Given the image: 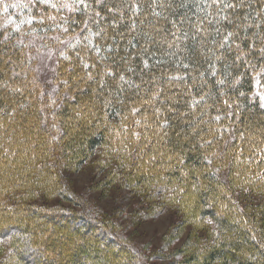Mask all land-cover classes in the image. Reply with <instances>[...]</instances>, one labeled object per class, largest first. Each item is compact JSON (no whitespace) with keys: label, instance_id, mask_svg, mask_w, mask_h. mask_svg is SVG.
I'll use <instances>...</instances> for the list:
<instances>
[{"label":"trees","instance_id":"trees-1","mask_svg":"<svg viewBox=\"0 0 264 264\" xmlns=\"http://www.w3.org/2000/svg\"><path fill=\"white\" fill-rule=\"evenodd\" d=\"M87 2L91 8L77 13L35 5L4 13L0 6V264H53L45 262L39 250H59V238L46 236L43 219L36 218L45 209L11 202L15 190L29 181H48L55 189L63 168L79 167L99 149L106 157L99 185L117 183L118 197L134 192L139 198L135 206L140 205V211L131 224L153 219L160 203H166L183 216L166 244L181 237L186 220L193 226L212 221L214 236L210 238L209 231L194 243L187 236L173 257L176 261L185 254L189 257L176 264H264V206L246 216L233 192L240 193L245 184L249 192H264V108L254 94L264 91V78L256 82V73L264 68L260 52L264 0H223L236 5L228 9L211 0ZM41 13L69 16L77 24L61 34L49 22H39ZM225 15L227 20L219 19ZM32 16L36 17L32 24L21 23ZM200 20L205 31L197 32L192 24ZM84 21H92L88 25L92 33L103 30L100 36H91L100 53L86 47L84 37L90 33L85 30L81 35ZM228 32L234 33L231 45L221 49ZM58 35L73 47L52 39ZM29 37L43 45L35 46ZM48 44L59 48L50 90L35 66L39 57L35 52ZM61 51L67 59L59 56ZM240 52L248 53L243 62L236 60ZM79 57L90 65L88 69ZM89 73L92 80L87 79ZM121 75L131 84L121 81ZM220 79L223 85L216 83ZM157 92L161 94L153 99ZM193 97L200 100L196 106L190 103ZM133 107L141 111L132 114ZM156 108L161 109L158 117ZM164 120L168 124L161 127ZM134 132L140 133L139 139ZM43 176L48 178L42 181ZM35 187L39 190V185ZM56 194L62 195L63 188ZM66 199L83 214L56 213L74 221L79 242L66 241L75 249L55 264H111L110 259L116 264H143L138 251L121 240L117 227L112 229L108 221L83 208L81 199L75 202L71 194ZM81 230L94 239L97 231L112 240V247L97 249L94 241L88 244L80 236Z\"/></svg>","mask_w":264,"mask_h":264},{"label":"rangeland","instance_id":"rangeland-1","mask_svg":"<svg viewBox=\"0 0 264 264\" xmlns=\"http://www.w3.org/2000/svg\"><path fill=\"white\" fill-rule=\"evenodd\" d=\"M29 38L35 46L43 45V43H40V41L34 37ZM58 49V47L48 44L46 48L35 52V55H39L38 61L36 60L35 64L38 69L36 75L39 76L40 81L46 85L45 87H47L48 90L53 88L52 73L55 71ZM49 50H51L50 59ZM257 92L259 91L255 90L254 94ZM251 133L252 132H249L248 134ZM104 155V151L99 149L97 154H94L92 160L80 164L79 167L74 166L69 170H64L63 168L59 173L61 176L59 183L54 184L56 186L58 185L55 189L48 184L50 183L48 181H44L41 184L29 181L27 184H20L18 188L15 187L17 188L15 190L17 196L11 202L23 207L35 206L43 208V210L45 209V213H38L36 218L37 220L43 219L42 225L46 229V236L52 235L59 238L58 252L50 251V249L45 248L39 249L45 262H52L55 264L58 260L64 259L68 254H72L75 245L68 244L66 241L72 243L79 242L78 236L74 233V226L76 227L75 223H73L74 221L68 220V218L66 219L64 216L59 217L57 215V213L62 214L64 212H81L76 204L66 199L70 194L75 202L81 199L82 207L92 210L96 218L108 221L112 229L117 227L116 231L123 237L121 240L128 246L134 248V251H138L137 255L141 258L143 264H176L178 261H185L184 258L189 257L188 254L183 255V257H177V261L173 256H176L175 251H177L178 247L186 242L187 236L190 237L191 240L189 242L191 243H194L195 240L198 242L201 241L200 238H205L204 234L209 231L211 234L210 238L214 236L215 233L212 223L209 224L205 222L204 226H193L192 224H187L189 221L186 220L185 222L187 223L183 222L185 226L181 229V231H183L181 237L172 243H170L169 239L165 244L168 235L178 228V224L176 225V223L181 221L183 216L178 213L176 214V212L172 211V207H167L166 203L163 202L157 207L158 214L156 217L147 219L146 221L139 219L137 222L131 224L129 220L137 213V210L140 211L139 207L141 206H135L139 198L133 194L134 192L130 195L122 194V199L118 197L120 195L115 190L119 185L117 183L113 187L99 185L104 176L103 171L106 168V165H102L106 161ZM43 177L42 181L48 178L46 176ZM43 184L45 185L41 188ZM38 185L39 190L35 191L34 188ZM62 188L63 194L57 195L56 191L59 189L62 190ZM249 190L248 185L245 184L240 193L236 192V190L233 191L236 194L235 197L238 198L240 204L246 210V216H250L251 213L253 214L256 206H264V192L258 193L254 190L249 192ZM22 195L29 196L21 200ZM159 196L160 195H156V199H158ZM51 212L57 213L54 214V216L52 215L53 217L51 218ZM81 213L83 214V212ZM247 222L248 221L245 219V223ZM79 232L81 233L80 236L85 238L88 244L94 241V244L98 247L97 249H107L108 246L112 245L111 239L100 235L97 231L95 239L92 235L84 233L83 230ZM40 237H42V235ZM262 237V241L264 242V233H262ZM108 250H110V248H108ZM149 256L154 258L153 262L150 260ZM115 261V259H110L111 264H116ZM213 264H220V262H214Z\"/></svg>","mask_w":264,"mask_h":264},{"label":"snow or ice","instance_id":"snow-or-ice-1","mask_svg":"<svg viewBox=\"0 0 264 264\" xmlns=\"http://www.w3.org/2000/svg\"><path fill=\"white\" fill-rule=\"evenodd\" d=\"M153 2L155 3L156 0H153ZM95 3L97 5H103L104 0H95ZM211 4L217 5V6L222 4L224 9L233 8L236 6L233 4L223 3V0H211ZM33 5L45 6L48 9L55 10L56 13L62 12L65 9L68 11V13L87 12L91 8V4H89L87 2V0H29V3H27V4L23 3L22 0H18L17 3H7V2H5V0H0V6H2V11L4 13H7L10 8H19V9L29 8L31 10V6H33ZM158 6H161V5H158ZM208 6H211V5H208ZM109 11L113 12V11H115V9H109ZM155 15L159 16L160 13H155ZM94 16L97 19H102L100 12H95ZM35 19H36L35 16L28 17L26 20L21 21V23L32 24L33 20H35ZM219 19L223 21V20H227L228 17L225 15V16L219 17ZM39 22L41 24H43L45 22H49L48 26L50 28L54 27L56 29V31L61 33V34L68 33L69 31H71L73 29V25L77 24V22L71 20L69 16H59V15H52V14L45 15L44 13H41V18H40ZM89 23H92V21H84V27L81 29V35L83 34V32L85 30H88L90 35L84 37V40L87 41L86 47L94 49L96 53H100L101 48L99 46L93 44L91 36L95 35L98 37L102 34L103 30H101L100 32L92 33L91 29L88 27ZM190 24H191V21H190ZM203 24H204V21L200 20L197 23L192 24V27L195 28V30L197 32H202V31H205ZM134 26H135V23H133V27ZM173 26H175V24H173ZM17 27H19V26H17ZM173 35L175 36L176 34L173 33ZM233 36H234V33L228 32L227 35H225L223 37V40L220 42V48L223 49L225 47H230L231 40H232ZM52 39L57 41L58 43H60L62 45H66L67 47H73V45L69 41L61 40L59 35L52 37ZM77 42L79 43V38H77ZM237 47H239V46L237 45ZM260 52H261V56L264 57V49H261ZM247 55H248V53H246V52H240L239 55H237L236 60L243 62V61H245V58ZM59 56L65 57L67 59L66 54L63 51L59 52ZM50 58H51V50H49V59ZM79 58L82 61L83 68L88 69L90 67V65L83 60V57H79ZM216 59L219 60V59H221V57H217ZM144 66L145 67L148 66L147 60L144 61ZM91 67H94V65H91ZM185 67L187 68L188 66L185 65ZM210 69H211L210 74L214 76L216 73L215 65L214 64L210 65ZM252 70L255 71V66H252ZM111 74H112L111 72L105 73V75H111ZM203 75H204V73H201V76H203ZM256 78H257L256 79L257 84H260V78H264V68H261L260 72L256 73ZM87 79H89V80L93 79V76L91 75V73H89ZM172 79H177V78L176 77H169V80H172ZM179 79H184V78L179 77ZM120 80L125 82V83H128L129 85L131 84V81H125V77L123 75L120 76ZM237 80H239V78H237ZM101 83H103V80H101ZM216 83L218 85H223L225 83V81L223 79H220V80H217ZM41 94L43 95V93H41ZM160 94H161L160 92L154 93L153 99H156ZM241 95H243V93H241ZM255 95L258 96V99L260 101V107L264 108V91H259ZM203 99H204V97L201 96L200 100H203ZM200 100H197L195 97H193L192 100L190 101V103L192 106H196L200 103ZM53 103H54V101H53ZM146 103H151V102L149 101ZM224 103L226 105L228 104L227 101H225ZM228 107H232V106L228 105ZM139 111H141V109L137 108V107H133L131 109L132 114H136ZM160 112H161L160 108L155 109V114L157 115V117L159 116ZM229 115H233V113H229ZM214 119L219 121L221 119V117L216 116ZM136 124L137 125L141 124V121L137 120ZM167 124H168V121L164 120L163 123L161 124V127H163ZM123 131L127 132L128 129L123 128ZM225 131H227V129H225ZM120 134L121 133H119V132L117 133V135H120ZM132 135L136 136L137 139H139V137H140V133H138V132H134V133H132ZM241 136H243V134H241ZM125 147H127V145H125ZM5 152H7V149H5ZM153 159H155V157H153ZM204 159L207 160L208 157H204ZM182 162H183V160L181 158V163ZM209 163H211V161H209ZM195 187H196V185L194 184L193 188H195ZM207 223L211 224L212 221L208 220Z\"/></svg>","mask_w":264,"mask_h":264}]
</instances>
